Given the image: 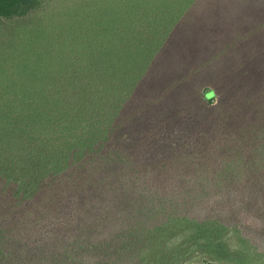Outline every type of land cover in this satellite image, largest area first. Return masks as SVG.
Listing matches in <instances>:
<instances>
[{
	"label": "trees",
	"instance_id": "16d2710c",
	"mask_svg": "<svg viewBox=\"0 0 264 264\" xmlns=\"http://www.w3.org/2000/svg\"><path fill=\"white\" fill-rule=\"evenodd\" d=\"M225 232L264 249V0H0V264Z\"/></svg>",
	"mask_w": 264,
	"mask_h": 264
},
{
	"label": "rangeland",
	"instance_id": "374dc122",
	"mask_svg": "<svg viewBox=\"0 0 264 264\" xmlns=\"http://www.w3.org/2000/svg\"><path fill=\"white\" fill-rule=\"evenodd\" d=\"M201 237L206 235L201 234ZM217 237L218 241L211 239L197 243L187 234L177 264H264V249L252 246L235 232H225ZM181 238L173 239L172 243Z\"/></svg>",
	"mask_w": 264,
	"mask_h": 264
},
{
	"label": "water",
	"instance_id": "95a60500",
	"mask_svg": "<svg viewBox=\"0 0 264 264\" xmlns=\"http://www.w3.org/2000/svg\"><path fill=\"white\" fill-rule=\"evenodd\" d=\"M211 96H212V93H207V94H206V97H207V98H210Z\"/></svg>",
	"mask_w": 264,
	"mask_h": 264
}]
</instances>
